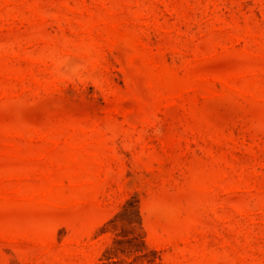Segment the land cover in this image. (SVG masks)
Returning <instances> with one entry per match:
<instances>
[{"label":"rangeland","instance_id":"obj_1","mask_svg":"<svg viewBox=\"0 0 264 264\" xmlns=\"http://www.w3.org/2000/svg\"><path fill=\"white\" fill-rule=\"evenodd\" d=\"M0 264H264V0H0Z\"/></svg>","mask_w":264,"mask_h":264}]
</instances>
